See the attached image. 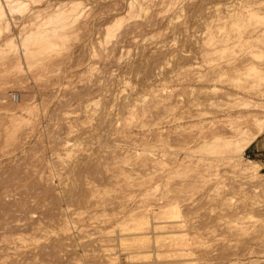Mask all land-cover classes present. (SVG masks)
<instances>
[{
  "label": "rangeland",
  "instance_id": "rangeland-1",
  "mask_svg": "<svg viewBox=\"0 0 264 264\" xmlns=\"http://www.w3.org/2000/svg\"><path fill=\"white\" fill-rule=\"evenodd\" d=\"M47 1L74 0L0 32V264H264L263 159L199 152L224 109L264 102V0H78L53 49L23 52Z\"/></svg>",
  "mask_w": 264,
  "mask_h": 264
},
{
  "label": "bare ground",
  "instance_id": "bare-ground-1",
  "mask_svg": "<svg viewBox=\"0 0 264 264\" xmlns=\"http://www.w3.org/2000/svg\"><path fill=\"white\" fill-rule=\"evenodd\" d=\"M43 0H0V32H2L1 30H3L2 28H9V25H8V22L5 21V16L7 15V13H23V12H27V10H32V6H39V4L43 3L42 2ZM45 2V0H44ZM71 2V1H70ZM47 3L50 5H45L46 9H50L48 11V14L46 16V20L44 23L36 26V28L34 30H32V32H27L26 34L22 35V42H21V49L23 52H26L28 51V49L30 47H33L31 45H35L37 46L38 48L40 47L41 49H43V51L45 50H51L53 49V44L52 42H50V39L51 36L53 35L55 37L56 35V32H57V29L60 27V26H63V24H66V21L69 22V20L72 22V21H77L78 18L76 17L77 15H79L77 13V10L80 11V9H78L81 5V2L78 1V0H74L70 3H68L66 5L65 1L62 2V5L59 4H56V5H52L50 3H52V1L48 2ZM65 3V4H63ZM140 4V1L139 0H134V1H129L128 2V13L129 14H132L133 10H134V7L136 5H139ZM47 12V10H45ZM18 14V15H19ZM251 15H254V14H251ZM251 15L248 14L247 15V20L249 23H251V20H253V16L251 18ZM13 16V15H12ZM18 17V16H17ZM246 17V16H245ZM254 17H258V16H255ZM254 18V19H255ZM260 19V17H259ZM237 20V19H236ZM256 22L258 21V19L256 18L255 19ZM235 21V20H234ZM117 23L121 22V19L118 18V21H116ZM255 22V21H254ZM259 22V21H258ZM257 22V23H258ZM238 23V22H237ZM256 23V24H257ZM240 24V23H239ZM65 26V25H64ZM63 26V27H64ZM234 26V24H233ZM242 26V25H241ZM244 26V25H243ZM251 27V26H250ZM234 28V27H233ZM246 28V27H245ZM258 28V26H257ZM256 27L253 29H248L249 30V33L253 32L255 29H257ZM261 28V27H259ZM236 29V28H234ZM238 29V28H237ZM31 30V29H30ZM264 30V28L262 29ZM242 32V31H241ZM238 33V32H237ZM255 33V32H253ZM262 33V31L260 32ZM264 33V32H263ZM244 34V33H243ZM21 35V34H20ZM247 35V34H246ZM261 34H259L260 36ZM224 36V35H223ZM236 36V35H235ZM254 36V35H253ZM252 36V37H253ZM256 36V34H255ZM19 37V35H18ZM52 37V38H54ZM239 37V36H238ZM244 37V36H243ZM258 37V36H257ZM241 38V37H240ZM251 38V36L249 37ZM258 38H264V34L262 35V37H258ZM230 39V38H229ZM256 39V38H255ZM245 40V39H244ZM263 40V39H262ZM261 40V41H262ZM229 41V40H228ZM238 41V40H237ZM258 41V40H257ZM260 41V42H261ZM248 42V41H247ZM250 42V41H249ZM248 42V43H249ZM20 43V42H19ZM214 43V42H213ZM14 44H15V40L12 38H10L9 40H7V43H5V45L12 49L11 47H14ZM244 44V43H243ZM212 45V44H211ZM215 45H216V41H215ZM242 45V43H241ZM240 45V46H241ZM11 46V47H10ZM34 46V48L36 49V47ZM55 46V45H54ZM214 46V45H213ZM244 46H246L244 44ZM263 46V45H262ZM220 47V46H219ZM243 48V47H242ZM9 49V50H10ZM33 49V48H32ZM214 49V48H213ZM217 49V48H216ZM219 49V48H218ZM223 49V48H222ZM226 49V48H225ZM229 49V48H228ZM2 49H0L1 51ZM30 50V49H29ZM215 50V49H214ZM32 51V50H31ZM38 51V50H37ZM212 51V50H211ZM222 51V50H221ZM225 51V50H224ZM3 52V51H2ZM7 52V50H6ZM6 52H4V55L6 54ZM47 52V51H46ZM210 52V51H209ZM253 52V51H252ZM27 53V52H26ZM31 53V52H30ZM254 53V52H253ZM1 55V54H0ZM3 55V53H2ZM24 55V54H23ZM28 55V54H27ZM32 55V54H31ZM30 55V56H31ZM214 55V54H213ZM217 55V54H216ZM225 55V54H223ZM222 55V56H223ZM228 55V54H227ZM36 56V55H34ZM212 56V55H211ZM235 56V55H234ZM239 56V55H238ZM3 57V56H2ZM1 57V58H2ZM26 57V56H25ZM41 57V56H40ZM184 57V56H183ZM218 57V55H217ZM229 57V56H228ZM231 57V56H230ZM6 58V57H4ZM34 58V57H33ZM38 58V57H37ZM219 58L220 55H219ZM26 59H30V58H26ZM39 59V58H38ZM207 59V58H206ZM214 59V58H213ZM222 59V58H221ZM227 59V58H226ZM241 59V58H240ZM217 60V59H216ZM239 61V59H238ZM206 62V61H205ZM209 62V61H208ZM216 62V61H215ZM230 62V61H229ZM222 63V62H221ZM234 63V61H233ZM224 64V63H223ZM231 64V63H230ZM235 64H237L235 62ZM221 65V64H220ZM189 66V65H188ZM223 66V65H222ZM227 66V65H226ZM252 66V65H251ZM215 67V66H214ZM225 68V66H223ZM241 67V66H240ZM254 67V65H253ZM251 68V70H253L254 68ZM186 68V67H185ZM213 68V67H212ZM227 68V67H226ZM247 68L249 69L250 67L247 66ZM256 68V67H255ZM208 69V68H207ZM214 69V68H213ZM218 68H216L217 70ZM257 69V68H256ZM219 70V69H218ZM239 69L236 70V72H238ZM250 70V69H249ZM260 71V69H258ZM257 70V71H258ZM240 71V70H239ZM243 71V70H242ZM210 72V71H209ZM218 72V71H217ZM222 72V71H221ZM227 72V71H226ZM244 72V71H243ZM198 73V72H196ZM195 73V74H196ZM207 73V72H206ZM212 73V72H211ZM229 73V72H228ZM248 73L247 72V75L248 76ZM259 73V72H257ZM200 74H203L200 72ZM215 74V73H214ZM260 74V73H259ZM258 74V75H259ZM232 75V74H231ZM255 75V74H254ZM260 75H263V73H261ZM190 76V75H189ZM205 76V75H204ZM238 76V75H237ZM226 77V76H225ZM228 77V75H227ZM235 77V75H234ZM261 77V76H260ZM217 78V77H216ZM232 78V77H231ZM242 78V77H241ZM244 78V76H243ZM247 78V77H246ZM192 79V78H191ZM196 79V78H195ZM209 79V78H207ZM211 79V78H210ZM215 79V78H214ZM245 79V78H244ZM257 79V78H256ZM263 79H264V75H263ZM263 79H260V80H263ZM205 79H203L204 81ZM226 80V78H225ZM240 80V79H239ZM243 80V79H241ZM252 80V79H251ZM254 80V79H253ZM247 81V79H246ZM200 82V81H199ZM205 82V81H204ZM210 82V81H209ZM230 82V81H229ZM234 82V81H233ZM252 81H249L247 83H250ZM197 83V82H195ZM244 83V82H243ZM221 85L222 84H225V83H220ZM241 84V83H240ZM251 84V83H250ZM260 84H264L263 83H260ZM258 84V85H260ZM190 85V84H189ZM228 85V84H227ZM234 86V84H232ZM236 85V84H235ZM187 86V85H186ZM194 86V85H193ZM192 86V87H193ZM229 86V85H228ZM239 86V85H238ZM191 87V88H192ZM209 87V86H208ZM215 87V86H214ZM220 87V86H219ZM222 87V86H221ZM246 87V86H245ZM253 87V86H252ZM264 87V86H263ZM188 88V87H186ZM195 88V87H194ZM193 88V89H194ZM240 88H242L240 86ZM209 89V88H208ZM234 89V88H233ZM262 89V88H261ZM261 89H258L257 88V92H259V97H264V88L261 90ZM183 90V89H182ZM217 90V89H216ZM195 91V90H193ZM201 91V90H200ZM199 91V92H200ZM208 91V90H207ZM215 91V90H214ZM222 91V90H221ZM236 91V90H235ZM260 91H262L260 93ZM197 92V91H196ZM253 92V91H252ZM194 93V92H193ZM192 93V94H193ZM205 93V92H204ZM208 93V92H207ZM217 93V92H216ZM182 94V93H181ZM197 94V93H196ZM214 94V93H213ZM227 94V92H226ZM229 94V93H228ZM225 95V94H224ZM240 95V94H239ZM251 95V94H250ZM216 96V95H215ZM214 96V97H215ZM164 97V96H162ZM167 97V96H166ZM178 97V96H177ZM193 97V96H191ZM245 97V96H244ZM229 98V97H228ZM160 99V98H159ZM162 99V98H161ZM219 99V98H218ZM180 100V99H179ZM193 100V99H192ZM202 100V99H201ZM222 100V99H220ZM224 100V99H223ZM230 100V99H229ZM260 100V99H259ZM264 99L260 100V101H263ZM160 101V100H159ZM165 101V100H164ZM163 101V102H164ZM16 102V101H15ZM18 102V101H17ZM171 102V101H169ZM181 102V101H180ZM178 102V103H180ZM191 102V101H190ZM195 102V101H194ZM205 102V100L203 101ZM219 102V101H218ZM226 102V100H225ZM172 103H173V100H172ZM182 103V102H181ZM193 103V102H192ZM232 103V102H231ZM161 104V103H160ZM215 104V103H214ZM225 104V103H224ZM197 106V104H195ZM206 105V104H205ZM233 105V104H232ZM240 105V104H239ZM240 108H237L236 106L235 109L233 110L232 107L231 109L232 110H228V109H224L226 110V114L223 113V116L221 117V119H219L217 121V126H215L214 129H212L210 132H213V136L210 137V139H206V138H209L206 136L205 139H201L199 143H202L201 146H200V149H199V152L201 153L202 152H205L206 156H204V158L207 159V161L210 160L213 161V162H218V163H226L230 166H232L233 168L237 169L238 171L240 172H243L244 174H254V172L256 171V168L254 167L255 164H253V166H250V167H244L241 165L240 163V160H241V157L243 156L244 152L246 151V149L264 132V102H258V101H247V102H244L242 103ZM199 106V105H198ZM204 106V105H203ZM225 107V105H224ZM239 107V106H238ZM179 108V107H178ZM237 108V109H236ZM170 111H171V108H170ZM193 112V111H192ZM201 113V112H200ZM203 113V112H202ZM183 114V113H182ZM205 114V113H204ZM209 115V114H208ZM185 117V116H184ZM220 117V116H219ZM223 118V119H222ZM184 119V118H183ZM190 122V121H189ZM196 122V121H195ZM214 122V121H213ZM198 123H200L198 121ZM202 123V121H201ZM194 124V123H193ZM205 126V125H204ZM193 127V126H192ZM196 127V126H195ZM212 128V127H211ZM178 129V128H176ZM201 129V128H200ZM202 130V129H201ZM175 131V130H174ZM199 131V130H198ZM197 131V133H199ZM167 132V130H166ZM182 134V133H181ZM185 134V133H184ZM189 134V133H188ZM191 134V133H190ZM174 135V134H173ZM207 135V134H206ZM164 134H160V141L162 142L161 146H160V152H161V155H159L161 158L159 159L160 162L164 161L165 158H167V151L165 150V147L167 145V141H166V138H164ZM188 136V135H187ZM211 136V135H210ZM175 138V136H173ZM190 137V136H189ZM202 137V135H201ZM204 137V136H203ZM191 140V138H190ZM193 140V139H192ZM195 140V139H194ZM193 140V141H194ZM197 140V141H198ZM181 141V140H180ZM189 142H192V141H189ZM188 144V142L186 143ZM199 145V144H197ZM186 146V145H185ZM195 147V145L193 146ZM192 147V148H193ZM184 148V147H183ZM186 149V151L190 152L191 151V147H186L184 148ZM195 149V148H194ZM201 150V151H200ZM195 152V151H194ZM144 155V153H141V155ZM189 153H187L188 155ZM202 154V153H201ZM138 155V154H137ZM140 155V156H141ZM149 155V154H148ZM138 156V157H140ZM146 155H144L145 157ZM203 155H201L202 157ZM147 157H150V156H147ZM188 157V156H187ZM200 157V156H199ZM141 158V157H140ZM139 158V159H140ZM143 158V157H142ZM158 158V157H157ZM204 158H201L203 159L204 161ZM152 159V156L151 158ZM199 160V159H197ZM138 161V160H137ZM142 161V160H141ZM146 161V160H144ZM196 161V159H195ZM206 161V162H207ZM198 162V161H197ZM204 163V162H203ZM207 164V163H206ZM209 164H213V163H209ZM210 165V166H211ZM207 166V165H206ZM263 166V165H262ZM257 174V172L255 173ZM259 174V173H258ZM261 176L257 177L259 178V182L264 186V173H261L259 174ZM252 176V175H251ZM256 176V175H255ZM254 177V176H253ZM261 177V178H260ZM255 178V177H254ZM127 184L129 185H136L135 183H132L131 181H127L125 180ZM131 182V183H130ZM137 182V181H136ZM137 184L139 185L140 183L137 182ZM128 226L130 227V225H127V228ZM135 226V223L134 225ZM182 252V251H181ZM174 253L176 254L177 251H174ZM178 254V253H177Z\"/></svg>",
  "mask_w": 264,
  "mask_h": 264
},
{
  "label": "crops",
  "instance_id": "crops-1",
  "mask_svg": "<svg viewBox=\"0 0 264 264\" xmlns=\"http://www.w3.org/2000/svg\"><path fill=\"white\" fill-rule=\"evenodd\" d=\"M246 152L253 160L264 159V133L261 134L247 149Z\"/></svg>",
  "mask_w": 264,
  "mask_h": 264
},
{
  "label": "built area",
  "instance_id": "built-area-1",
  "mask_svg": "<svg viewBox=\"0 0 264 264\" xmlns=\"http://www.w3.org/2000/svg\"><path fill=\"white\" fill-rule=\"evenodd\" d=\"M11 99H12V101H18V99H19L18 94H16V93H12V94H11ZM262 165H263V167H264V159L262 160Z\"/></svg>",
  "mask_w": 264,
  "mask_h": 264
}]
</instances>
